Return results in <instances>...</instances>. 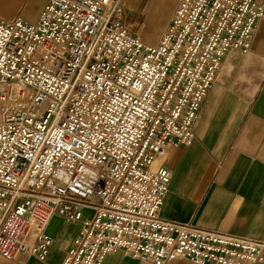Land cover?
<instances>
[{"label":"built area","instance_id":"built-area-1","mask_svg":"<svg viewBox=\"0 0 264 264\" xmlns=\"http://www.w3.org/2000/svg\"><path fill=\"white\" fill-rule=\"evenodd\" d=\"M124 2L47 0L33 22L0 18V256L44 260L60 215L82 221L62 264L116 249L153 264L261 263L263 240L161 217L170 173L149 166L193 139L225 52L248 49L264 0H179L153 46L124 24Z\"/></svg>","mask_w":264,"mask_h":264},{"label":"crops","instance_id":"crops-1","mask_svg":"<svg viewBox=\"0 0 264 264\" xmlns=\"http://www.w3.org/2000/svg\"><path fill=\"white\" fill-rule=\"evenodd\" d=\"M46 1L0 0V18L33 22ZM167 1L126 0L125 18L126 10L137 20L142 15L137 28L126 27L145 44L156 45L179 3ZM193 133L187 144L168 142L149 166L170 173L159 215L264 241V19L256 21L246 51L225 52L197 111ZM89 214L86 209L84 216ZM81 228V220L53 215L45 228L52 245L44 260L22 252L13 259L0 256V264H62ZM100 264L153 263L116 249ZM165 264L192 263L178 258Z\"/></svg>","mask_w":264,"mask_h":264},{"label":"rangeland","instance_id":"rangeland-1","mask_svg":"<svg viewBox=\"0 0 264 264\" xmlns=\"http://www.w3.org/2000/svg\"><path fill=\"white\" fill-rule=\"evenodd\" d=\"M126 1V0H125ZM169 2V0L167 1V3ZM124 4H125V2H124ZM126 9V8H125ZM127 11V17L125 18V25H127V27H131V29L132 28H137V25L139 24V22L141 21V16L142 15H140L139 16V18H138V16H137V18L139 19V20H137V19H135L134 17L135 16H133V13L132 14H130V12L128 11V10H126ZM132 31V30H131ZM12 94L14 95V91L12 92Z\"/></svg>","mask_w":264,"mask_h":264}]
</instances>
